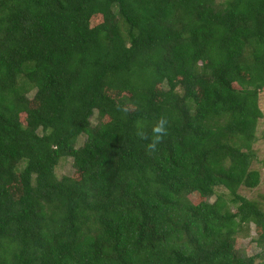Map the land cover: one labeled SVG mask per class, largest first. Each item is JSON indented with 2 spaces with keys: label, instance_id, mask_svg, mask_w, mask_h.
<instances>
[{
  "label": "trees",
  "instance_id": "obj_1",
  "mask_svg": "<svg viewBox=\"0 0 264 264\" xmlns=\"http://www.w3.org/2000/svg\"><path fill=\"white\" fill-rule=\"evenodd\" d=\"M262 94L264 0H0V264H264Z\"/></svg>",
  "mask_w": 264,
  "mask_h": 264
},
{
  "label": "rangeland",
  "instance_id": "obj_2",
  "mask_svg": "<svg viewBox=\"0 0 264 264\" xmlns=\"http://www.w3.org/2000/svg\"><path fill=\"white\" fill-rule=\"evenodd\" d=\"M259 106L263 113V117L257 129V142L254 144V149L257 152V161L253 166L261 173V182L257 188L253 190L241 189L239 193L248 199L258 200L264 205V94L260 96ZM21 120L24 122L25 116H22ZM92 124H95V120L92 121ZM70 164V162H66L59 171V174H72L73 171ZM255 239L256 231L254 226H252L247 236L241 235L238 237L237 250L246 256H254L261 253V250L255 244Z\"/></svg>",
  "mask_w": 264,
  "mask_h": 264
},
{
  "label": "clouds",
  "instance_id": "obj_3",
  "mask_svg": "<svg viewBox=\"0 0 264 264\" xmlns=\"http://www.w3.org/2000/svg\"><path fill=\"white\" fill-rule=\"evenodd\" d=\"M154 140L153 143L149 145L150 148L155 149L156 143L161 139L163 135L167 134V120L161 118L157 125L153 128Z\"/></svg>",
  "mask_w": 264,
  "mask_h": 264
}]
</instances>
